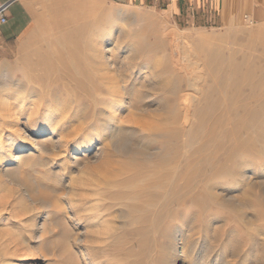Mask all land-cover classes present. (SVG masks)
Listing matches in <instances>:
<instances>
[{
  "label": "rangeland",
  "instance_id": "rangeland-1",
  "mask_svg": "<svg viewBox=\"0 0 264 264\" xmlns=\"http://www.w3.org/2000/svg\"><path fill=\"white\" fill-rule=\"evenodd\" d=\"M254 1L228 2L223 20L209 24L176 23L162 11L112 0L37 1L28 36L0 43V98L13 101L18 82L40 95L43 110L55 95L67 97L69 115L59 131L51 125L35 135L24 127L20 142L35 146L16 151L6 173L9 161H0L5 179L18 183L19 160L31 157L32 208L40 210H25L24 186L0 188V264H181L175 250L184 238L193 244L191 264L203 256L231 262L238 249L241 264H264V0L258 9ZM100 37L105 71L93 56ZM104 72L114 77L110 84ZM256 82L259 90L249 93ZM119 94L126 134L112 145L100 129ZM246 103L253 119H244ZM244 122L246 134L236 139ZM60 134L68 147L54 156ZM86 137L89 145L75 151L70 140ZM235 141L252 146L229 153ZM103 177L113 184L103 193L111 208L103 222L90 221L92 231L108 234L91 237L76 212L93 213L85 207L100 195L85 189ZM32 214L57 225L40 234V225L28 228Z\"/></svg>",
  "mask_w": 264,
  "mask_h": 264
},
{
  "label": "bare ground",
  "instance_id": "bare-ground-1",
  "mask_svg": "<svg viewBox=\"0 0 264 264\" xmlns=\"http://www.w3.org/2000/svg\"><path fill=\"white\" fill-rule=\"evenodd\" d=\"M120 31L123 33L125 32V34L127 33L123 29H120ZM103 43H104V37H100V38H98V40L95 42V44L93 46V56L98 60L99 71H105L106 70L105 66H104L105 65V61H104L105 58H104V53H103ZM252 60H253V58H252ZM246 62H248V61L246 60L245 62L244 61L235 62L234 67L239 69L241 67V65L243 63H246ZM191 63L195 64V62H191ZM102 76H103V78H105L107 80V83H109V84L112 80H114V77L107 75L106 72H104ZM223 78H224V76H223ZM4 80L6 82H8V81H13L14 79L11 75H5ZM240 82H241V80H240ZM243 82L246 83V78H243ZM250 82H251V80H250ZM114 85H115V82L111 86H114ZM249 87H250V90L248 89L249 93H252V94L256 90L258 91L260 88V86L257 82L254 83V85L252 83H250ZM3 89H5L4 85L0 84V91ZM252 94L249 97L247 96L246 99L248 98V100H250L252 97ZM38 96H39V99H36ZM29 98H30V100L28 101L27 99H29ZM67 99H68L67 97L55 95L53 99L46 102L47 109L43 110L39 106V102L42 100L40 95L36 94L35 92H29L28 87L25 84L18 83V82L16 84V94L13 97V101H10L9 98H7V97L5 99L0 98V133L5 134V136H3L2 139H1V134H0V161H3L4 159H7V161H9V162H7V166H6L7 168L5 169V172H3V173H6V171L8 170V167H11L10 165L12 164V161L15 158V152L16 151L21 150L26 144L30 145V147L35 146V144H34L35 142H33L31 139H28L27 142H24V141H23V143L20 142V138L25 137L24 133H23L24 127L33 128L35 135L41 134L51 125H52V131L53 132L59 131V129L62 125V121H64L62 119L67 118V116L69 115V110L67 109V108H69L68 104H67ZM118 100H120L121 103L115 108L112 115L107 116L103 120V122H101V129H100L102 132V135L107 137L110 140V142L112 143V145H115V144L120 145L121 142L124 143L123 140H124L125 134H126V128L124 126L118 124L119 115L124 110L123 106L125 104V99L122 96V94L118 95ZM247 104L248 103L242 104V107L245 108V111H247L246 110L248 107ZM14 107H15V110H14ZM240 112H242V111H240ZM247 113H246V116L244 118L246 120L253 119L255 117L254 115H256L253 112V110L250 113L247 111ZM249 114H251V115H249ZM57 115H58V117H57ZM83 120H84V118L79 117L80 122ZM241 126H242L244 131L240 134V136H237L236 139H240V137H242L246 134L248 124H246L244 122ZM77 140L78 139H71L70 140V142L72 141V145L74 146L75 151H79L84 144H88L91 141V139H89L88 137H86L82 141H77ZM64 142H68V141H65V139H63V136L60 134L59 135V144L61 145V148L58 150L57 154L56 153L54 154V156H56L60 153L66 152V147H68V146H66L67 144L65 145ZM258 143H259V145H258L259 148L257 147L259 149L258 153H259V156H262L264 154V136H261ZM84 146H86V145H84ZM251 146H252L251 143L248 144V142L242 141L239 143L238 141H235L234 143H232L229 146L228 149L231 148V151H228V152L233 154L236 151H242V149H247V148H250ZM30 158L31 157H24V158L19 160V165H18L19 168L18 167L17 168L19 169V172H20V179H19L18 183L14 182V181L8 182L5 179V176L2 174V172H0V188H12V186H13V190L15 192H18V188H16V186H20V185L24 186L25 190H26L25 192L27 193V196L21 195V198H22V200H25V201L27 199L30 200L31 205L30 204H23V201L20 202V205L22 206V204H23L24 205L23 207L25 208V210H28L30 208L31 209L30 212L37 210L38 211L37 213H40V210H38L37 208H35V207L32 208L34 205H36V202L38 200H36V198L33 194V190H31V187H30V180L31 179H30V176H28V173L30 171L36 170V169H34V167H32L29 164ZM54 159L56 160V158H54ZM61 163L63 165L61 167L63 170H65L66 167L69 166L67 164H64L63 162H61ZM241 164H243V163L239 164L240 167H241ZM30 175H32V174H30ZM87 186H88V189H87ZM87 186H86L85 190H90L91 192H93V194L100 195V197L97 199L96 203H91L89 206L85 207L86 209H94L93 213L84 214V213H81L80 211H77L76 212V216H78L77 219H79V222L86 223L87 228L89 229V230L88 229L85 230L87 236H91V237L94 235L106 236L108 234V230L92 231L93 223H91L90 218H92L93 219L92 221L96 223L105 215L104 211L106 209L111 208V202L110 201L106 202L107 198L103 195V193L108 192L109 189L113 186V184L110 183V181L107 179V177L106 178L103 177L101 180L94 181V182H91L90 184H87ZM108 195H109V193H108ZM105 204H108L107 205L108 208L105 207ZM82 205H85V202L82 203ZM54 207H56V205ZM54 212L57 213V210ZM34 213H36V211ZM33 214L31 215L30 219L27 220L28 221V228L33 230V229H35V227L40 225V234L44 233V231H46L47 226L53 227V226L57 225L55 221L49 222V224L47 225L46 223H48V221L46 222V220H45L46 223H44L42 217H41L42 223L40 222V224H39V222H37V216L36 215H40V214H36L34 216L35 218L33 217ZM52 214H53V212H52ZM57 216H54V217L56 218ZM66 217H68V216H66ZM55 218H54V220H55ZM56 221H57V219H56ZM103 221L104 220H100L99 223L103 222ZM58 222H59V220H58ZM58 224H60V223H58ZM97 224L98 223H96L95 225H97ZM6 228L7 227L5 225L3 227V229L1 230V232H3V230H5V232L8 233L9 229H6ZM76 240L82 241L83 239L81 237H78ZM190 242L191 241H189L188 238H184V240L181 241L179 248L177 247L179 250H177V249L175 250L176 257H175L174 261L180 262L181 264H191L190 261L186 260V259H188V257L190 255L194 254V252H192L193 251L192 250L193 244H191L192 246H189ZM20 243H21V245H23L25 247V249L30 248V244L28 243V237H22V239L20 240ZM241 252L242 251H239V249L234 251V254H233L234 258L232 259L231 262H228L227 260H224V259L220 260V258H217L218 256L217 257L215 256L217 258V261H215L213 264H237V262L240 263L243 260ZM203 257H199L197 262L193 263V264H210V262L208 263V260L204 259ZM97 264H102V262L97 261ZM110 264H114V263H110ZM164 264H172V262L167 261Z\"/></svg>",
  "mask_w": 264,
  "mask_h": 264
},
{
  "label": "crops",
  "instance_id": "crops-1",
  "mask_svg": "<svg viewBox=\"0 0 264 264\" xmlns=\"http://www.w3.org/2000/svg\"><path fill=\"white\" fill-rule=\"evenodd\" d=\"M12 1L7 10V21L0 23V43H18L28 36L34 24V9L38 0ZM120 5L147 7L162 11L176 23L209 24L224 18V8L232 0H112ZM237 1V0H235ZM254 8H260L258 0ZM263 7V6H262ZM4 50L0 48V56Z\"/></svg>",
  "mask_w": 264,
  "mask_h": 264
},
{
  "label": "built area",
  "instance_id": "built-area-1",
  "mask_svg": "<svg viewBox=\"0 0 264 264\" xmlns=\"http://www.w3.org/2000/svg\"><path fill=\"white\" fill-rule=\"evenodd\" d=\"M12 1H7L0 4V23H5L7 21V10Z\"/></svg>",
  "mask_w": 264,
  "mask_h": 264
}]
</instances>
